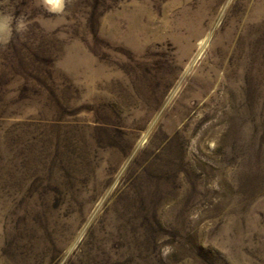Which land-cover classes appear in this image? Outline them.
I'll return each mask as SVG.
<instances>
[{
	"label": "rangeland",
	"instance_id": "374dc122",
	"mask_svg": "<svg viewBox=\"0 0 264 264\" xmlns=\"http://www.w3.org/2000/svg\"><path fill=\"white\" fill-rule=\"evenodd\" d=\"M0 264H264V0H0Z\"/></svg>",
	"mask_w": 264,
	"mask_h": 264
},
{
	"label": "bare ground",
	"instance_id": "6f19581e",
	"mask_svg": "<svg viewBox=\"0 0 264 264\" xmlns=\"http://www.w3.org/2000/svg\"><path fill=\"white\" fill-rule=\"evenodd\" d=\"M49 2H51L52 4H54L55 7H57L58 0H49Z\"/></svg>",
	"mask_w": 264,
	"mask_h": 264
}]
</instances>
